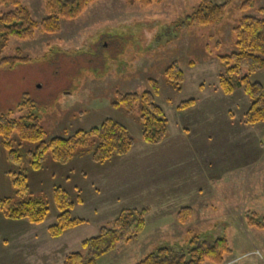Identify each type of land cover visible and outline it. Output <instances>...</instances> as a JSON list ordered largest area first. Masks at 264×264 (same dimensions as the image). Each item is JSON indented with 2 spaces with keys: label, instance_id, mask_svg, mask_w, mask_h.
Instances as JSON below:
<instances>
[{
  "label": "rangeland",
  "instance_id": "obj_1",
  "mask_svg": "<svg viewBox=\"0 0 264 264\" xmlns=\"http://www.w3.org/2000/svg\"><path fill=\"white\" fill-rule=\"evenodd\" d=\"M22 1L34 20L46 16L42 0ZM211 1L226 3L219 22L181 27L199 0H164L146 8L126 0H98L78 18L62 20L58 33L38 28L34 39L11 38L1 50L0 56L7 57L19 48L30 60L0 69V114L34 113L46 141L113 118L136 143L102 164L78 155L79 165L75 157L62 165L46 155L40 170L27 171L29 191L48 201V217L34 224L0 212V264H63L77 251L86 264L82 242L101 227H111L125 208H148L143 231L99 255L96 264H137L162 247L185 251L194 235L208 243L226 238L231 252L222 264H264V228L249 224L255 218L264 225V122H244L249 99L238 78L245 69L230 76L218 59L235 50L231 29L240 17H264V0H248L247 8L246 0ZM173 61L183 75L179 89L164 76ZM221 76L230 79L231 92L221 88ZM149 79L158 83L155 102L168 120L167 134L158 144L141 140L137 110L127 113L112 105L116 92L150 90ZM249 80L264 89V68ZM187 100L194 103L177 109ZM181 125L186 131L179 144L171 131ZM12 140L23 154V166L29 144L18 146L16 134ZM6 156L0 138V197L15 201ZM53 185L73 198L71 217L84 220L58 237L48 233L57 215ZM185 206L192 215L181 223L178 212Z\"/></svg>",
  "mask_w": 264,
  "mask_h": 264
},
{
  "label": "trees",
  "instance_id": "obj_2",
  "mask_svg": "<svg viewBox=\"0 0 264 264\" xmlns=\"http://www.w3.org/2000/svg\"><path fill=\"white\" fill-rule=\"evenodd\" d=\"M46 16L40 21L33 19L29 8L22 0H0V52L11 38L32 40L36 30L48 34L58 33L62 20L78 18L83 11L98 0H42ZM164 0H126L129 5L146 8ZM243 3L247 8L249 1ZM226 3H213L211 0H199V5L180 23L181 27L208 26L219 22L224 16ZM235 50L225 56H219L220 62L227 67V74L238 77L242 69L245 74L238 78L244 93L249 99V107L244 115V122L254 125L264 122V89L258 82H251L249 75L264 68V17L243 15L231 29ZM30 57L22 55L19 48L13 56H0V69L13 68L16 64L28 62ZM167 81L179 89L183 80L182 72L176 61H173L164 71ZM150 90L140 93L116 92L112 105L121 107L127 113L137 110L141 127V140L147 144L160 143L167 134L168 120L163 110L156 104L158 83L154 79L148 80ZM221 88L224 92L232 91L230 79L221 76ZM193 100L183 101L177 109H186L193 104ZM18 137V146L28 143L24 157L27 160L21 164L22 153L13 143L12 135ZM0 138L3 148L7 152V160L11 165V184L18 199L13 201L9 197H0V212L11 220L26 219L30 223L40 224L49 213L48 201L29 191L27 171H38L43 167L46 155L59 164L66 165L78 155L89 156L97 164L111 160L115 156L125 155L136 143L135 138L127 128L113 118H105L99 124L88 128H80L67 136H53L45 140V133L34 113L19 117L0 114ZM51 196L57 211L56 222L48 227L51 237H58L66 230L80 225L84 220L71 217L74 200L68 191L60 185H53ZM78 202V200H77ZM148 208H125L119 211L111 227H101L98 233L82 242L81 247L86 251V264H96V258L110 251L120 241H131L143 231L145 215ZM192 215L189 206L181 207L178 218L181 223H187ZM251 218L250 225L263 227L264 225ZM231 252L225 237H219L212 242H199L194 235L191 247L185 251H175L170 247H162L148 254L137 264H222L225 255ZM84 255L77 251L68 254L63 264H81Z\"/></svg>",
  "mask_w": 264,
  "mask_h": 264
},
{
  "label": "crops",
  "instance_id": "obj_3",
  "mask_svg": "<svg viewBox=\"0 0 264 264\" xmlns=\"http://www.w3.org/2000/svg\"><path fill=\"white\" fill-rule=\"evenodd\" d=\"M181 126H182V129L175 130L174 132L171 131V129H170L171 133H173V134L176 136V142H177V143L179 142V144H180L181 141H182V140L179 138L180 135L183 134L184 131H186V127H185L184 125H181ZM168 133H169V132H168ZM172 151H173V150H172ZM81 159H82V158H77V157H75L73 161H75V164H76V165H79ZM92 165H95V164H92ZM89 166H91V165L89 164ZM91 167L94 169V166H91ZM79 172H81V169L79 170ZM96 172H97V170H96Z\"/></svg>",
  "mask_w": 264,
  "mask_h": 264
}]
</instances>
